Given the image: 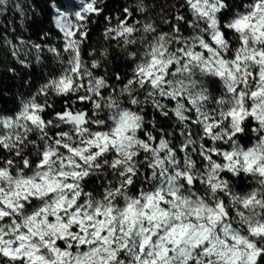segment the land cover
<instances>
[{
	"label": "snow or ice",
	"instance_id": "obj_1",
	"mask_svg": "<svg viewBox=\"0 0 264 264\" xmlns=\"http://www.w3.org/2000/svg\"><path fill=\"white\" fill-rule=\"evenodd\" d=\"M106 5L0 35V264H264V0Z\"/></svg>",
	"mask_w": 264,
	"mask_h": 264
},
{
	"label": "trees",
	"instance_id": "obj_2",
	"mask_svg": "<svg viewBox=\"0 0 264 264\" xmlns=\"http://www.w3.org/2000/svg\"><path fill=\"white\" fill-rule=\"evenodd\" d=\"M21 4L31 5V8H25V16L21 17L15 10H9L3 16H0V35H5L8 39L22 36L25 40L40 42L39 35L41 29H48L51 24L48 17L51 12L48 8L49 0H16ZM64 4V0H59ZM123 0H107L106 11L115 14L119 11ZM93 41L99 38L100 26H93ZM16 31L13 32L12 29ZM56 34L53 32L51 42H56ZM34 55V54H33ZM32 60V56H29ZM15 66L17 72L15 75L7 71L8 67ZM36 81L40 79L39 65H34L33 69L26 70L20 68L19 65L6 54H0V109L9 111L15 108L16 101L21 92L27 91L21 87L22 80Z\"/></svg>",
	"mask_w": 264,
	"mask_h": 264
},
{
	"label": "rangeland",
	"instance_id": "obj_3",
	"mask_svg": "<svg viewBox=\"0 0 264 264\" xmlns=\"http://www.w3.org/2000/svg\"><path fill=\"white\" fill-rule=\"evenodd\" d=\"M64 4L68 6V10L69 12H71V11H74L75 9H73L70 5L75 4L78 7L80 4V0H64Z\"/></svg>",
	"mask_w": 264,
	"mask_h": 264
}]
</instances>
